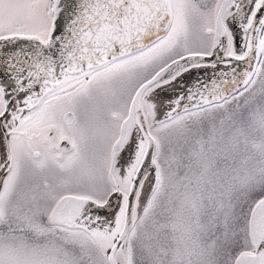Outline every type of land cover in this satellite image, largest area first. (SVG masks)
<instances>
[{
  "label": "snow or ice",
  "instance_id": "obj_1",
  "mask_svg": "<svg viewBox=\"0 0 264 264\" xmlns=\"http://www.w3.org/2000/svg\"><path fill=\"white\" fill-rule=\"evenodd\" d=\"M0 264H264V0H0Z\"/></svg>",
  "mask_w": 264,
  "mask_h": 264
}]
</instances>
